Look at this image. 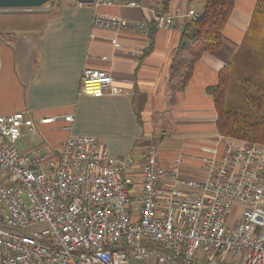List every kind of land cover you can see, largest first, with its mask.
<instances>
[{
    "label": "built area",
    "instance_id": "obj_1",
    "mask_svg": "<svg viewBox=\"0 0 264 264\" xmlns=\"http://www.w3.org/2000/svg\"><path fill=\"white\" fill-rule=\"evenodd\" d=\"M78 3L142 6L140 0ZM200 14L183 6L168 13L163 1H155L145 18L97 12L93 24L149 38L152 28L171 29L178 18ZM111 43L121 48L117 37ZM107 90L118 92L114 76L86 65L81 93L100 97ZM57 120L70 129L74 114L38 122ZM24 129L35 143L28 152L18 147ZM38 134V123L23 111L0 114V264H238L242 257V264H264V142L226 147L219 158L207 159L208 173L200 180L165 168L150 148L142 190L134 195L126 166L95 137L70 135L51 158L42 153ZM235 203L243 211L230 227Z\"/></svg>",
    "mask_w": 264,
    "mask_h": 264
},
{
    "label": "crops",
    "instance_id": "obj_2",
    "mask_svg": "<svg viewBox=\"0 0 264 264\" xmlns=\"http://www.w3.org/2000/svg\"><path fill=\"white\" fill-rule=\"evenodd\" d=\"M78 1L51 0L49 10L40 13L8 12L0 7V114L23 111L35 119L42 153L51 158L58 157V147L70 135L95 137L126 166L124 178L131 181L134 195L142 190L143 163L150 148L158 151L165 168L178 167L187 179L205 178L207 159L219 158L226 147L242 143L219 133L209 88L241 46L258 0H235L222 47L205 52L186 88L175 94L169 88L170 70L188 19L178 18L171 29L152 28L150 37L144 38L94 26L93 17L100 12L142 19L151 2L164 0H140L141 7ZM164 5L168 13L178 6L201 11L190 0H169ZM113 37L121 48L112 45ZM104 55L107 60L102 59ZM86 65L107 69L118 92L107 90L100 97L81 93ZM66 113L74 114L70 129L63 120L38 122L44 116ZM167 138L182 144L167 151L160 147ZM34 144L24 129L18 141L20 151L28 152ZM214 148L217 154L209 151ZM178 188L191 192L183 185Z\"/></svg>",
    "mask_w": 264,
    "mask_h": 264
},
{
    "label": "trees",
    "instance_id": "obj_3",
    "mask_svg": "<svg viewBox=\"0 0 264 264\" xmlns=\"http://www.w3.org/2000/svg\"><path fill=\"white\" fill-rule=\"evenodd\" d=\"M201 1L200 17L187 20L173 57L169 79L173 94L186 88L195 64L205 52L222 47L223 30L235 6V0ZM209 91L214 98L216 125L221 135L264 142V0L257 1L241 46L220 70L218 82ZM233 93L239 96L236 108L229 102Z\"/></svg>",
    "mask_w": 264,
    "mask_h": 264
},
{
    "label": "rangeland",
    "instance_id": "obj_4",
    "mask_svg": "<svg viewBox=\"0 0 264 264\" xmlns=\"http://www.w3.org/2000/svg\"><path fill=\"white\" fill-rule=\"evenodd\" d=\"M193 2H194V6L197 9H202V1L201 0H196ZM2 10L8 11V12H18V13H40V12L48 11L49 6H48V3H46L42 6L34 7V8H2ZM238 99H239L238 94L233 93L229 98L230 105L235 107V108L238 107V105H236ZM245 141H247V140H245ZM247 142H250V141H247ZM180 144H182L180 141L172 140L171 138L170 139L167 138L165 140V142H163L160 147L164 148L167 151H172V150L176 149L177 147H179ZM242 211H243V205H241L239 203H235L233 205L231 213L229 215V219H228V226H230V227L234 226L236 221L241 217ZM242 262H243V257L241 259H238L237 263L242 264ZM126 264H139V263L130 261V262H127Z\"/></svg>",
    "mask_w": 264,
    "mask_h": 264
},
{
    "label": "water",
    "instance_id": "obj_5",
    "mask_svg": "<svg viewBox=\"0 0 264 264\" xmlns=\"http://www.w3.org/2000/svg\"><path fill=\"white\" fill-rule=\"evenodd\" d=\"M49 0H0L1 8H34L48 3Z\"/></svg>",
    "mask_w": 264,
    "mask_h": 264
}]
</instances>
